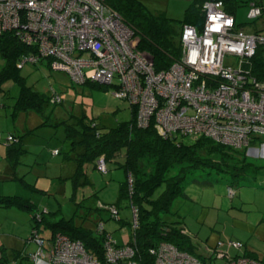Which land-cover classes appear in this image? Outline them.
<instances>
[{
    "label": "built area",
    "instance_id": "obj_1",
    "mask_svg": "<svg viewBox=\"0 0 264 264\" xmlns=\"http://www.w3.org/2000/svg\"><path fill=\"white\" fill-rule=\"evenodd\" d=\"M263 8L250 4L248 19L261 17ZM200 25L185 24L180 33L181 58L168 70L157 72L150 60L136 50L134 29L107 4V0H0V35L14 34L30 49L21 66L48 61L53 71L64 72L75 85L108 88L115 99L137 109V125L152 123L166 138L210 139L236 150L248 149L264 158V79L253 73V60L264 48V35L237 24L221 0L202 7ZM54 103L61 100L53 97ZM8 136V143L16 142ZM58 154V151H56ZM97 170L108 174L106 160ZM132 178L129 177L130 185ZM132 186V185H131ZM230 195L235 191L229 189ZM234 192V193H232ZM133 193V187H129ZM133 211L130 242L118 244L99 223L105 238L102 258L80 240L57 234L44 248L29 256L33 264H141L136 243L138 210ZM120 222L117 206L101 205ZM35 216L39 219L42 218ZM37 225V224H36ZM37 230V228H34ZM219 241L208 260H201L176 245L162 241L149 253L154 264H264L233 258ZM241 250V242H230Z\"/></svg>",
    "mask_w": 264,
    "mask_h": 264
},
{
    "label": "rangeland",
    "instance_id": "obj_2",
    "mask_svg": "<svg viewBox=\"0 0 264 264\" xmlns=\"http://www.w3.org/2000/svg\"><path fill=\"white\" fill-rule=\"evenodd\" d=\"M154 1L143 0V3L149 10L159 8L168 17L176 20V27L180 30L186 10L192 1L165 0L164 4ZM248 13L249 8L242 7L237 17L244 20L248 18ZM263 20L264 17L252 23L246 20L250 22L246 27L247 31L257 29ZM3 64L0 56V67ZM21 76L27 86L48 97H57L61 102L50 105L44 115L37 112L13 115L9 106L19 94V88L13 84L8 88L9 98L4 102L0 101L1 142L5 144L11 133L22 137L20 145L10 144L13 148L16 147L13 149L11 160L7 159L8 150L2 145L5 153L4 159L0 156V200L19 198L24 206L29 207L28 209L22 206L0 207V259L33 264L30 259L26 260L23 257L39 252L41 247L37 239H43L44 248L48 247L53 241L51 238L54 234L50 224L61 219L71 221L75 227L94 231L99 223H103L106 232L118 244L130 242L132 225L125 226L123 222L133 221L131 207L122 202L119 209L122 222L112 219L110 211L98 210L101 205L116 206L120 203L121 183L127 181L124 171L114 169L109 175H103L98 170L88 167L87 172L92 183L75 186L71 178L74 176L76 163L66 159L70 151V142L66 139L67 125H73L83 118L107 129L114 128L120 123L131 121L130 105L113 98L112 93L108 95L100 89L92 88L91 85L73 84L66 73L53 71L48 66V61H43L39 65H25L22 67ZM247 155L248 163L254 165L252 169L264 166V158L257 159L249 150ZM213 158L219 163L222 161L220 155H214ZM229 163L235 165L236 161L231 160ZM250 175L252 177L253 174ZM251 177L245 176L244 180L237 182L230 175L217 170L192 172L184 185L186 197L181 196L174 201L171 213L166 215L165 219L169 222H178L179 224H176L178 228L185 227L195 245L206 244V240L217 233L224 243L222 247L224 252L230 256L236 253L234 251L243 252L246 250L245 243L241 242L243 245L241 250L230 249L228 245L230 242H240L239 240H243L241 237L247 236L239 224H235L241 215H245L242 212L245 209L237 207L242 206L237 198L239 193L237 188L264 187V175L256 180ZM205 181L208 183H203ZM229 189L235 191L236 197L230 195ZM251 191V196L244 194L246 199L255 203H258L259 199L260 203L264 202V194L257 198L252 194L255 191ZM233 205L232 212L236 213L232 215L228 210ZM35 214L45 220L37 230L34 226L39 223V219H35ZM34 231H38L37 239H33Z\"/></svg>",
    "mask_w": 264,
    "mask_h": 264
},
{
    "label": "trees",
    "instance_id": "obj_3",
    "mask_svg": "<svg viewBox=\"0 0 264 264\" xmlns=\"http://www.w3.org/2000/svg\"><path fill=\"white\" fill-rule=\"evenodd\" d=\"M206 1L209 0H192L180 30L176 27V20L168 17L164 12L149 10L141 0H107V4L134 29L137 52L150 60L155 70L160 72L168 70L180 60L181 30L185 24L200 25L203 22L202 7ZM221 1L224 2L225 7L226 4L236 3L234 0ZM254 2L259 4L257 1ZM259 5L263 8V13L258 18L261 19L264 17V3L261 2ZM256 20H251V23ZM258 31L256 33L264 35ZM29 52L30 49L21 44L14 34L0 35V56L4 62L0 67V101L4 102L9 98L8 88L12 84L19 88L17 98H14L12 105L9 106L13 115L23 112H37L44 115L50 105L54 104L53 96L48 97L27 86L21 76L24 67L21 66L22 62ZM253 73L257 78L264 79V48L258 49L253 60ZM88 85L109 92L106 87L91 83ZM130 108L131 121L120 123L114 128L107 129L94 121L87 122L83 118L73 125H67L66 139L70 142V151L66 159L76 163V170L71 179L75 186L91 184L87 169L94 167L97 170L101 158L106 160L108 173L111 168L124 171L127 181L121 184L120 203L116 206L120 209L124 201L138 210L139 224L135 238L141 264H154V258L149 251L162 241L172 243L205 261L195 254L194 245L189 237L182 234L184 228H178L176 226L178 222H169L165 219V216L171 213L174 201L185 196L184 185L188 175L200 170H217L230 175L237 182L244 180L245 176L251 177V173L253 174L251 178L256 180L264 175V166L252 169L254 165L247 161L248 149L236 150L206 138L195 139L194 142L190 139L166 138L160 135L153 123L147 129L139 128L137 109L131 106ZM10 135L17 139L16 142H12L13 144H21L22 137L14 133ZM1 139L0 135V141ZM7 140L8 138L5 144L10 147L8 160H11L13 149L16 147L13 148ZM214 155H220L221 163L213 158ZM257 159L260 160L259 157ZM231 160L236 161L235 165H230ZM251 170L252 172H249ZM130 176L133 180L132 186L129 182ZM129 187H133L132 194L129 193ZM21 201L19 198H6L0 200V207H26ZM44 221L42 218L34 228L38 229ZM122 221L121 219L120 222ZM123 224L131 225V222L124 221ZM50 227L54 233L51 240H54L57 234L66 235L73 240L82 241L88 250L102 258L105 238L100 236L97 230L75 227L71 221L65 219L56 220L50 224ZM29 256L23 259L28 260ZM0 264L20 263L1 258Z\"/></svg>",
    "mask_w": 264,
    "mask_h": 264
},
{
    "label": "crops",
    "instance_id": "obj_4",
    "mask_svg": "<svg viewBox=\"0 0 264 264\" xmlns=\"http://www.w3.org/2000/svg\"><path fill=\"white\" fill-rule=\"evenodd\" d=\"M141 1L143 2V0H141ZM164 1L165 0H158V1L155 0L154 2L155 3L158 2V4H164L165 3ZM190 1H192V0H190ZM234 1L236 2V3H234L235 5L233 4L234 6L231 3H229V4H226L225 9H227L226 11L235 17L238 25H243L245 28L247 27V25H249L250 22H248L249 20L247 17L244 20L238 19L237 16H238L239 10L242 7H247L250 9V4L254 1L259 2V4L261 2L264 3V0H247V1L234 0ZM154 11H160V9L157 8ZM246 20H248V21H246ZM257 30H259L260 33L261 32L264 33V20L262 22H260L259 25L257 26V29L253 30L252 32H257ZM106 93L108 95H111V93H109V92H106ZM112 97L114 98L113 95H112ZM2 145L4 147H6L8 151H9L10 147L8 145L6 146L5 144H3L0 141V153L2 154L0 156H2V158L4 159L5 149H4V147H2ZM7 159H8V156H7ZM92 168L95 171H97L94 167H92ZM7 170L8 171L10 170L9 166L7 167ZM75 170H76V167L74 169V172H75ZM112 170H114V169L111 168L110 171L112 172ZM87 175H88V172H87ZM107 175H109V173ZM249 186H251V185H249ZM203 188L209 189L208 187H203ZM237 189L239 191L237 198L239 199V201L242 204V206L237 205V207H241L242 210L245 209L244 211H242L245 215L244 216L241 215V218L239 219V221L236 219L237 222H235V224H239L241 230L247 235L245 238L241 237V239H243V240H239L240 242L245 243L246 250H244L243 252L234 251L236 253L235 254L233 253L232 257L236 258V257H243L244 256L247 258H251V259H255V260L264 262V202L260 203V199H259V202L255 203L253 201L246 199V197L244 196V194H246L247 196H251V192H252L251 190H254L255 192L252 194L257 198L258 197L261 198V195L264 194V187H238ZM238 191H236V192H238ZM235 194L236 193H234L233 197H236ZM184 197H186V195ZM233 197H231V198H233ZM233 208H234V205H233V207H231L228 210L229 214L233 215L236 213V212L233 213L234 212ZM183 228H184V230H183L182 234H184V235L186 234L189 237L188 230L185 227H183ZM189 239H190L192 245H194L195 254L200 256L204 260H208L210 258V256H211L210 250L215 248V246L217 245V243L219 241H222V239L220 238V236L217 233H214L212 237L208 238L206 240V244L199 243V245H195L192 242L190 237H189ZM15 262H17V260ZM19 263H21V262H19Z\"/></svg>",
    "mask_w": 264,
    "mask_h": 264
}]
</instances>
